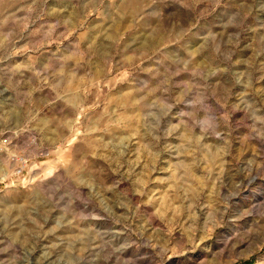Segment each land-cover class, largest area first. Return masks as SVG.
Instances as JSON below:
<instances>
[{"label": "rangeland", "instance_id": "374dc122", "mask_svg": "<svg viewBox=\"0 0 264 264\" xmlns=\"http://www.w3.org/2000/svg\"><path fill=\"white\" fill-rule=\"evenodd\" d=\"M0 264H264V0H0Z\"/></svg>", "mask_w": 264, "mask_h": 264}, {"label": "bare ground", "instance_id": "6f19581e", "mask_svg": "<svg viewBox=\"0 0 264 264\" xmlns=\"http://www.w3.org/2000/svg\"><path fill=\"white\" fill-rule=\"evenodd\" d=\"M122 14H123V8L122 7H118V11H117V14H116V17L117 18H115L116 20H117V22H115V30L114 31H112V33L109 35L111 38H116V37H118V33L121 31V29L122 28H124V26L125 25H129V22L131 23V19L132 18H137V16H139L140 15V13H137V11H133V10H131L130 12H128L125 16H126V18H124L123 16H122ZM113 18V17H112ZM144 22L145 21H142V22H140L141 23V25H145L144 24ZM146 23V22H145ZM127 25V26H128ZM126 27V26H125ZM114 28V27H113ZM112 28V29H113ZM111 28H110V30H112ZM102 30H104V29H102ZM101 30V31H102ZM138 31V30H137ZM111 32V31H110ZM157 39H159V38H157ZM164 38L163 37H161L160 38V40L159 41H162ZM159 41L158 40H153L152 41V43L151 44H149V46H151V47H153V48H155L156 47V45L159 43ZM146 42V41H145ZM148 44V43H147ZM142 45V44H141ZM128 47V46H127ZM130 49V48H129ZM146 49V48H145ZM147 49H149V48H147ZM148 51V50H147ZM132 53H133V51H132ZM237 154V153H236ZM186 178V177H185ZM235 178V177H234ZM241 181V180H240ZM237 186V185H236ZM239 186V185H238Z\"/></svg>", "mask_w": 264, "mask_h": 264}]
</instances>
